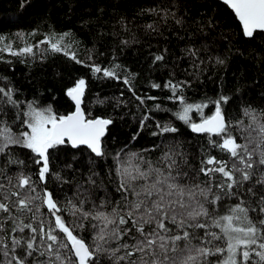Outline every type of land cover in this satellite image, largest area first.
<instances>
[{"label":"snow or ice","instance_id":"snow-or-ice-1","mask_svg":"<svg viewBox=\"0 0 264 264\" xmlns=\"http://www.w3.org/2000/svg\"><path fill=\"white\" fill-rule=\"evenodd\" d=\"M222 2L238 19L244 37L254 40L264 35V0ZM146 27L155 31L151 24ZM6 48L17 55L10 45ZM51 48L62 50L59 42L51 43ZM32 52L31 47L20 49L22 55ZM71 58L82 63L75 54ZM216 62L224 61L217 57ZM89 67L93 73L119 78L115 70ZM123 82L131 91V81ZM185 83L164 85L172 92L170 99L182 106L176 118L193 133L207 134L209 145L227 154L228 160L208 155L198 172L190 175L185 168L191 167L187 154L174 144L155 162L137 153L121 159L117 153L116 200L107 192L95 198L94 189L83 182L76 185L73 196L65 192L61 197L49 187L52 181L70 183L55 167L59 147L86 146L95 157L107 155L103 138L112 121L89 118L82 110L84 79L66 92L75 103V110L67 115L36 101L28 102L24 110L14 98V89L0 87V255L5 258L0 264H264V110L243 109L249 122L245 125L238 119L235 127L247 135L238 138L221 106L228 97L212 101L213 114L204 116L208 104L188 103L182 95ZM136 99L144 102L139 96ZM4 105L16 109L10 122ZM194 110L201 114L199 123L192 122ZM157 128L159 133L153 135L179 131L171 124H157ZM16 147L34 155L33 163L40 165L37 171L26 170L29 165L15 154ZM95 163L90 158L87 183L103 188L94 179L99 175ZM13 165L15 172L9 170ZM65 167L70 169L72 164ZM200 173L207 179L200 180ZM9 234L11 247L5 242Z\"/></svg>","mask_w":264,"mask_h":264},{"label":"trees","instance_id":"trees-1","mask_svg":"<svg viewBox=\"0 0 264 264\" xmlns=\"http://www.w3.org/2000/svg\"><path fill=\"white\" fill-rule=\"evenodd\" d=\"M149 24L155 31L146 27ZM55 36L63 37L60 52L49 46ZM0 37V49H4L0 51V87L14 89L22 109L36 101L39 106H51L57 114H70L74 105L66 92L84 79L82 110L90 114L89 118L112 121L103 138L105 157L68 144L56 150L55 167L70 183L52 181L49 187L61 197L65 192L73 196L76 185L83 182L94 189L95 198L107 192L112 199H119L114 172L117 153L121 159L127 153H137L155 162L168 151V145L174 144L187 154L191 167L185 168L190 175L198 172L208 155L228 160L227 154L209 145L207 134L192 133L176 118L182 106L170 99L172 92L164 87L169 81L188 82L182 85V95L188 103H207L204 116L213 114L212 101L228 97L221 106L238 138L247 135L235 127L238 119L245 125L249 122L243 109L251 106L258 113L264 110L263 36L245 38L232 12L218 0H0ZM8 45L17 55L10 54ZM24 47H31L32 54H20ZM72 54L82 63H76ZM156 56L163 59L157 61ZM217 57L224 62L217 63ZM91 65L115 70L119 78L93 73ZM124 79L131 81V91ZM154 84L161 87L154 88ZM4 107L10 122L16 109ZM190 116L192 122L201 121V114L195 110ZM157 124H171L179 131L153 135L160 131ZM15 154L29 165L27 171L40 167L27 149L16 147ZM90 158L96 161L93 167L99 173L94 179L103 188L87 183ZM68 163L72 168L65 167ZM9 170L15 172L17 168L13 165ZM199 179L207 177L200 173ZM6 227L10 231V225ZM11 235L5 237L9 247ZM4 259L0 255V261Z\"/></svg>","mask_w":264,"mask_h":264},{"label":"water","instance_id":"water-1","mask_svg":"<svg viewBox=\"0 0 264 264\" xmlns=\"http://www.w3.org/2000/svg\"><path fill=\"white\" fill-rule=\"evenodd\" d=\"M221 4H223V2H222V0H218ZM224 5V4H223ZM225 7H227L226 5H224ZM228 8V7H227ZM231 12H232V10L230 9V8H228ZM232 14L234 15V13L232 12ZM234 17H235V15H234ZM235 19H236V21L238 22V24H239V26H240V28H241V31H242V26L240 25V23H239V21H238V19L235 17ZM242 34H243V32H242ZM263 36V39H264V35H262ZM246 38V37H245ZM68 97V96H67ZM69 98V100L73 103V105H74V110H75V103H74V101H72L71 100V98L70 97H68ZM73 110V111H74ZM200 121H198V122H196V123H199ZM193 133V132H192ZM194 134H196V135H198L197 133H194ZM69 146H70V144H68ZM71 147V146H70ZM81 147H85V148H87L86 146H81ZM72 148V147H71ZM94 155V154H93Z\"/></svg>","mask_w":264,"mask_h":264},{"label":"rangeland","instance_id":"rangeland-1","mask_svg":"<svg viewBox=\"0 0 264 264\" xmlns=\"http://www.w3.org/2000/svg\"><path fill=\"white\" fill-rule=\"evenodd\" d=\"M54 41H55V42H59V41H61V38L59 39L58 36H55V37H54ZM51 43H52V42H50V44H49L50 47H51Z\"/></svg>","mask_w":264,"mask_h":264}]
</instances>
